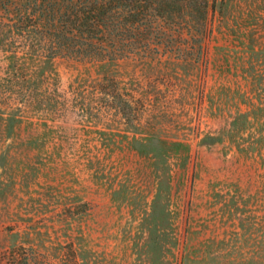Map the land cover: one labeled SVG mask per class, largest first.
Listing matches in <instances>:
<instances>
[{
    "label": "rangeland",
    "instance_id": "1",
    "mask_svg": "<svg viewBox=\"0 0 264 264\" xmlns=\"http://www.w3.org/2000/svg\"><path fill=\"white\" fill-rule=\"evenodd\" d=\"M208 25L111 63L0 50V263L264 264V0Z\"/></svg>",
    "mask_w": 264,
    "mask_h": 264
},
{
    "label": "trees",
    "instance_id": "2",
    "mask_svg": "<svg viewBox=\"0 0 264 264\" xmlns=\"http://www.w3.org/2000/svg\"><path fill=\"white\" fill-rule=\"evenodd\" d=\"M217 3L218 0H0V50L10 52L11 62L19 58L16 50L20 49L25 59L50 64L56 57L111 63L125 59L129 53H144L152 46L190 45L191 36H196L194 44L201 47L208 33V15ZM183 35L189 38L176 43V38L182 40ZM23 69L26 79L36 73L35 69ZM12 72L11 77L16 76Z\"/></svg>",
    "mask_w": 264,
    "mask_h": 264
}]
</instances>
